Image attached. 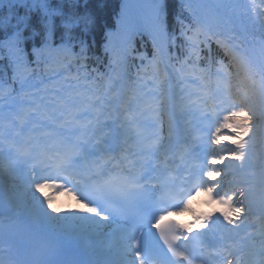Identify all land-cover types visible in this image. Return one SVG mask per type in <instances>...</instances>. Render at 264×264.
<instances>
[{
	"label": "snow or ice",
	"instance_id": "6c2138e0",
	"mask_svg": "<svg viewBox=\"0 0 264 264\" xmlns=\"http://www.w3.org/2000/svg\"><path fill=\"white\" fill-rule=\"evenodd\" d=\"M97 29L106 73L88 70L86 38ZM136 36H147L153 52L140 57L130 82ZM178 36L187 55L176 67L170 49ZM213 39L228 58L215 71L211 60L207 68L198 63L201 46L210 52ZM0 51L13 73L11 84L0 81V157L10 173L30 170L38 218L59 220L62 194L76 202L70 215L94 234L116 225L98 242L99 259H59V245L45 244L33 248L30 264H264V0H181L172 16L167 0H121L114 27L101 23L92 0H0ZM48 73L59 78L46 82ZM194 120L208 123L217 146L208 163L220 167L194 162ZM224 135L233 147L219 148ZM163 188L168 199L152 195ZM200 194L225 206L223 222L201 214L195 222L202 231L193 233L191 225L165 220L191 212ZM10 252L0 254V264H22Z\"/></svg>",
	"mask_w": 264,
	"mask_h": 264
},
{
	"label": "rangeland",
	"instance_id": "374dc122",
	"mask_svg": "<svg viewBox=\"0 0 264 264\" xmlns=\"http://www.w3.org/2000/svg\"><path fill=\"white\" fill-rule=\"evenodd\" d=\"M0 168H1V165H0ZM5 179V182L7 183L8 186H11L10 184V180L8 177L4 178ZM11 188V187H10Z\"/></svg>",
	"mask_w": 264,
	"mask_h": 264
}]
</instances>
